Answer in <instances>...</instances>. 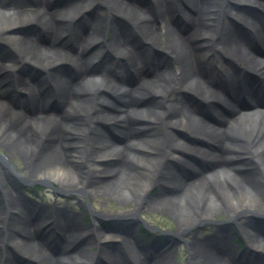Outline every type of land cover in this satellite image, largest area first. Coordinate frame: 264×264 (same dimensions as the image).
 Masks as SVG:
<instances>
[{
  "label": "bare ground",
  "instance_id": "obj_1",
  "mask_svg": "<svg viewBox=\"0 0 264 264\" xmlns=\"http://www.w3.org/2000/svg\"><path fill=\"white\" fill-rule=\"evenodd\" d=\"M0 43L12 54L0 60V264H170L132 222L97 227L135 217L154 186L144 206L167 212L175 234L223 216L212 235L183 238L189 264H264V0H0ZM29 66L47 79L27 78ZM21 178L136 205L89 212L85 229L59 198L19 196Z\"/></svg>",
  "mask_w": 264,
  "mask_h": 264
},
{
  "label": "rangeland",
  "instance_id": "obj_2",
  "mask_svg": "<svg viewBox=\"0 0 264 264\" xmlns=\"http://www.w3.org/2000/svg\"><path fill=\"white\" fill-rule=\"evenodd\" d=\"M71 0H58L59 4H66L70 2ZM250 8H257V5L248 6ZM81 9V8H80ZM78 9H72L70 14H76L79 18L77 20L80 27L86 24L85 17L87 14L90 16L96 14L99 10V8L90 7L87 9L86 12L83 13V9L81 11ZM79 11V12H78ZM102 13V12H101ZM100 14V13H99ZM103 15V13L101 14ZM31 33H35V28L32 26V24H22L19 27L20 31L25 32L26 30L30 31ZM3 56H9L12 57L11 51L9 49H6L2 43H0V60ZM24 73L27 75L26 77L34 78V80H46L47 74L41 70L38 67H32L29 66L28 68H24ZM255 80H252L254 82H257L259 79L257 76L254 77ZM258 79V80H256ZM248 80V77H247ZM258 83V82H257ZM259 86L256 87V89ZM261 87V86H260ZM263 88V87H262ZM264 90V88H263ZM177 94L176 93H169L167 94L166 98L167 100H171L175 98ZM145 97L141 98V101H139L138 105H142L145 103L147 99H144ZM193 104H195L194 101H191ZM176 136L179 137H185L186 132L183 129H176L175 133ZM5 158L6 153L3 151V149L0 147V158ZM10 165L16 167L17 169L22 167L21 162L18 159H14L10 162ZM0 167H2L0 165ZM167 168L173 169L175 172H179V164L176 163H170L167 165ZM6 171V170H5ZM8 182V180H5ZM9 181L11 179L9 178ZM16 190L18 191V195L22 198L34 203L38 202L39 198H42L47 204H53L54 200L56 198H59V201H62L63 203L60 206L65 207V210H69L71 207V211L74 213L80 214L82 225L85 229H88L93 226L94 224V217L91 216V212H98V210L102 209L104 211H107L109 214H115L120 211H130L134 209L136 203H129L126 206H120L114 201H107L103 200L101 198H95L91 197L87 194H66V193H58L54 189V185H42L37 183H31L25 181L23 178L19 179V181L16 184ZM161 187H152L147 193H146V200L148 199H156L160 192H162ZM1 199V195H0ZM146 200H143L142 203L139 205L138 213L135 217H127V219L123 220H117L114 218H108L101 220L97 227L102 230H107L109 233L112 234H119L115 230L119 228V231L121 232H127V224L129 222H132L131 230L136 233L138 238L142 241L144 244V247L148 250V252H151L152 256H157L158 254H165L168 252V256L170 258V264H189V252L186 249L185 244L182 242L185 238V236H196L198 239L203 238L207 235H212L213 232H216L217 229V223L221 222L223 219V216L215 217L211 223L205 224L202 227L194 228L192 231L187 232L182 235L175 234L176 229V222L171 216L165 212L159 209L158 206L154 207H145ZM65 201H68V203H64ZM3 206V202H0V207ZM90 212V213H89ZM259 222V221H258ZM259 224L264 227V222H259ZM207 229L208 232H204L203 230ZM233 238V246L232 247L236 252L237 256L242 253L243 251H246V246L244 245L243 238L238 235L235 231V227L230 226V230ZM122 237V235H121ZM129 243L131 247H134L135 242L132 237H129ZM110 246V245H109ZM107 245V247H109ZM97 251L96 247H92L88 250L87 256H93L95 252ZM150 253V254H151ZM16 264H29L26 258H24L21 255H15Z\"/></svg>",
  "mask_w": 264,
  "mask_h": 264
}]
</instances>
